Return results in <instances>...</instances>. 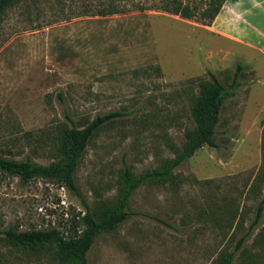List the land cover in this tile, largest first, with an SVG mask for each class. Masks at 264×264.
<instances>
[{
    "label": "rangeland",
    "instance_id": "374dc122",
    "mask_svg": "<svg viewBox=\"0 0 264 264\" xmlns=\"http://www.w3.org/2000/svg\"><path fill=\"white\" fill-rule=\"evenodd\" d=\"M161 1L17 0L3 13L1 156L47 166L60 158L67 118L82 128L96 115L119 116L88 142L74 174L78 195L52 180L0 173V264H73L52 243L15 249L3 231L74 236L86 208L96 213L119 196L124 168L138 177L180 155L195 127L196 80L212 73L227 87L237 64L248 67L221 106L216 147L203 145L158 183L143 181L128 217L96 235L86 259L219 264L221 253L234 251L232 264H264V208L249 228L264 193V63L231 51L208 27L161 11Z\"/></svg>",
    "mask_w": 264,
    "mask_h": 264
},
{
    "label": "trees",
    "instance_id": "16d2710c",
    "mask_svg": "<svg viewBox=\"0 0 264 264\" xmlns=\"http://www.w3.org/2000/svg\"><path fill=\"white\" fill-rule=\"evenodd\" d=\"M17 0H0V20L5 10ZM225 0H204L202 4H190L183 0H162L159 9L176 15L185 20H192L204 26H209L218 14ZM247 65L237 64L232 81L225 87L212 73L209 80L197 79V95L191 105V116L195 127L185 133V142L180 155L170 161L161 170L147 171L133 177L127 168L122 171L123 188L113 203L104 205L98 212L91 213L86 208L83 215L72 224L74 236L64 238L55 228L48 230L3 231L6 241L15 249H36L46 243H52L59 254L73 264H88L86 253L101 232H110L127 217V203L134 190L145 180L160 182L170 176L171 171L183 160L191 157L203 145L216 147L213 141L215 126L219 120L221 106L227 97L234 94L239 83L237 77ZM117 112L96 115L82 128H77L69 119L70 127L61 137L59 143L60 158L47 166L33 164L30 160L17 161L0 155V173L17 176L23 182L34 178H44L55 181L67 190L78 195L74 174L83 157L90 139L108 122L118 117ZM261 154L264 165V123L261 128ZM258 179V178H256ZM256 180L254 181V183ZM264 208V193L258 201L255 217L249 228L254 229L260 222ZM246 236L238 239L235 250L244 243ZM234 251L219 255V264H232Z\"/></svg>",
    "mask_w": 264,
    "mask_h": 264
},
{
    "label": "crops",
    "instance_id": "0c3cea01",
    "mask_svg": "<svg viewBox=\"0 0 264 264\" xmlns=\"http://www.w3.org/2000/svg\"><path fill=\"white\" fill-rule=\"evenodd\" d=\"M206 27L231 51L255 55L264 63V0H225Z\"/></svg>",
    "mask_w": 264,
    "mask_h": 264
}]
</instances>
